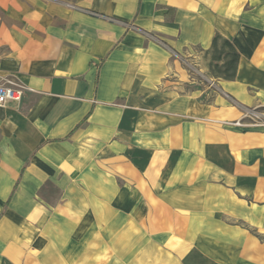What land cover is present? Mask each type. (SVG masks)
<instances>
[{"label": "crops", "instance_id": "1", "mask_svg": "<svg viewBox=\"0 0 264 264\" xmlns=\"http://www.w3.org/2000/svg\"><path fill=\"white\" fill-rule=\"evenodd\" d=\"M0 84V264H264V0H0Z\"/></svg>", "mask_w": 264, "mask_h": 264}, {"label": "trees", "instance_id": "2", "mask_svg": "<svg viewBox=\"0 0 264 264\" xmlns=\"http://www.w3.org/2000/svg\"><path fill=\"white\" fill-rule=\"evenodd\" d=\"M204 55L208 58L207 69L210 77L234 80L240 56L230 40L215 33L211 46Z\"/></svg>", "mask_w": 264, "mask_h": 264}, {"label": "built area", "instance_id": "3", "mask_svg": "<svg viewBox=\"0 0 264 264\" xmlns=\"http://www.w3.org/2000/svg\"><path fill=\"white\" fill-rule=\"evenodd\" d=\"M201 77L205 81H209L206 77ZM28 89L14 86L13 84H0V107L5 106L7 103H20ZM244 120H248L247 125L251 124H263L264 125V114L258 111H248L244 114ZM237 125H244V123L236 122Z\"/></svg>", "mask_w": 264, "mask_h": 264}, {"label": "rangeland", "instance_id": "4", "mask_svg": "<svg viewBox=\"0 0 264 264\" xmlns=\"http://www.w3.org/2000/svg\"><path fill=\"white\" fill-rule=\"evenodd\" d=\"M192 52L194 54L201 55V52L198 49H196V48L193 49ZM257 111L260 112V113H262V114H264V110L263 109H257Z\"/></svg>", "mask_w": 264, "mask_h": 264}]
</instances>
